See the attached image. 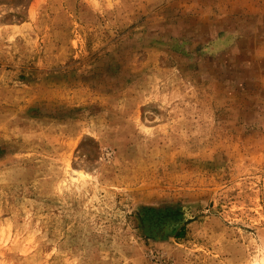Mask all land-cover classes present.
<instances>
[{
	"label": "rangeland",
	"instance_id": "rangeland-1",
	"mask_svg": "<svg viewBox=\"0 0 264 264\" xmlns=\"http://www.w3.org/2000/svg\"><path fill=\"white\" fill-rule=\"evenodd\" d=\"M262 9L0 0V264H264Z\"/></svg>",
	"mask_w": 264,
	"mask_h": 264
},
{
	"label": "crops",
	"instance_id": "crops-1",
	"mask_svg": "<svg viewBox=\"0 0 264 264\" xmlns=\"http://www.w3.org/2000/svg\"><path fill=\"white\" fill-rule=\"evenodd\" d=\"M264 1V0H262ZM257 17L259 18H264V9L260 10L257 14ZM239 36H240V32L238 29H236L234 32H233V45L238 43L239 42ZM232 40V39H231ZM229 39L225 40V41H221L220 44L221 46H227L228 44V41H231Z\"/></svg>",
	"mask_w": 264,
	"mask_h": 264
},
{
	"label": "bare ground",
	"instance_id": "bare-ground-1",
	"mask_svg": "<svg viewBox=\"0 0 264 264\" xmlns=\"http://www.w3.org/2000/svg\"><path fill=\"white\" fill-rule=\"evenodd\" d=\"M78 178H81V176L80 175H78ZM76 179V178H75ZM76 181V180H75Z\"/></svg>",
	"mask_w": 264,
	"mask_h": 264
}]
</instances>
